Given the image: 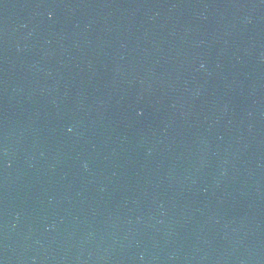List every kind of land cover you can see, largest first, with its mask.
I'll return each mask as SVG.
<instances>
[{"label": "water", "instance_id": "water-1", "mask_svg": "<svg viewBox=\"0 0 264 264\" xmlns=\"http://www.w3.org/2000/svg\"><path fill=\"white\" fill-rule=\"evenodd\" d=\"M0 264H264V0H0Z\"/></svg>", "mask_w": 264, "mask_h": 264}]
</instances>
